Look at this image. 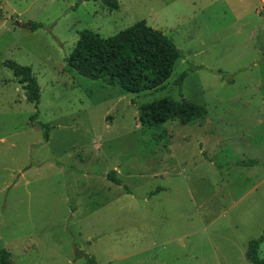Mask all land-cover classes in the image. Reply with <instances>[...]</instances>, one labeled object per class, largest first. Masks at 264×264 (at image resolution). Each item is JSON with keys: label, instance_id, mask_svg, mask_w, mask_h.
Here are the masks:
<instances>
[{"label": "rangeland", "instance_id": "obj_1", "mask_svg": "<svg viewBox=\"0 0 264 264\" xmlns=\"http://www.w3.org/2000/svg\"><path fill=\"white\" fill-rule=\"evenodd\" d=\"M118 1L0 0V250L10 253L0 264H88L85 254L253 264L248 243L264 234V0ZM140 20L183 51L160 88L130 92L68 64L82 30L107 38ZM7 60L32 67L38 107ZM165 96L207 113L142 125L139 107Z\"/></svg>", "mask_w": 264, "mask_h": 264}, {"label": "trees", "instance_id": "obj_2", "mask_svg": "<svg viewBox=\"0 0 264 264\" xmlns=\"http://www.w3.org/2000/svg\"><path fill=\"white\" fill-rule=\"evenodd\" d=\"M103 1L111 10L119 9L118 0ZM29 23L33 30L42 26L40 22ZM182 57L183 51L172 38L149 26L145 20H140L107 38L91 29L82 30L67 62L83 76L119 84L130 92H143L160 88L171 77L176 62ZM4 65L13 71L22 84L26 99L38 107L41 89L32 67L13 60L5 61ZM186 76L187 72H182L178 81L182 84ZM206 113L204 105L183 96L179 101L165 96L139 107L140 122L148 127L158 126L171 119L190 123ZM37 116L38 111L31 116V120L34 121ZM41 126L47 140L50 125L41 123ZM257 163V160L251 159L238 162L237 165L252 166ZM107 177L115 184L122 185L115 170H111ZM124 188L129 191L128 187ZM263 241L264 234L248 243L246 258L253 264H264V257L260 255ZM9 254L5 249L0 250L3 259L8 258ZM85 256L88 264H98L94 256Z\"/></svg>", "mask_w": 264, "mask_h": 264}, {"label": "water", "instance_id": "obj_3", "mask_svg": "<svg viewBox=\"0 0 264 264\" xmlns=\"http://www.w3.org/2000/svg\"><path fill=\"white\" fill-rule=\"evenodd\" d=\"M16 26H18V27H29V25H30V23L28 22V23H21V22H19V21H15V23H14Z\"/></svg>", "mask_w": 264, "mask_h": 264}, {"label": "crops", "instance_id": "obj_4", "mask_svg": "<svg viewBox=\"0 0 264 264\" xmlns=\"http://www.w3.org/2000/svg\"><path fill=\"white\" fill-rule=\"evenodd\" d=\"M263 5H264V3H263Z\"/></svg>", "mask_w": 264, "mask_h": 264}]
</instances>
